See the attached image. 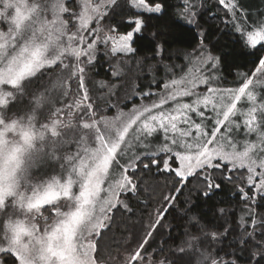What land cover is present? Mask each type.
<instances>
[{"label":"snow or ice","instance_id":"1","mask_svg":"<svg viewBox=\"0 0 264 264\" xmlns=\"http://www.w3.org/2000/svg\"><path fill=\"white\" fill-rule=\"evenodd\" d=\"M123 3L129 19L121 32L104 23L124 14L121 0H0V264H101L100 241L113 210H130L120 197L137 190V161L151 157L144 168L160 170L159 153L168 157L163 170L174 172L173 187L181 185L175 190L195 178L205 200L220 180L232 183L240 172V230L204 221L192 212L195 205L184 209L189 227L178 251L189 255L185 264H264V103L257 106L247 91L253 77L264 89V12L253 18L242 0H217L237 54L253 65L240 74L239 87L219 86V68L231 54L201 30L180 72L157 83L158 92L140 91L146 102H134L125 114L108 100L101 107L86 86L100 45L114 58L133 53L151 26L162 48L174 25L201 29V13L195 0H183L175 20L167 0ZM245 96L252 105L238 109ZM114 108L117 114L108 115ZM177 199L164 197L165 204ZM167 211H156L122 264H169L167 256L145 255Z\"/></svg>","mask_w":264,"mask_h":264},{"label":"trees","instance_id":"2","mask_svg":"<svg viewBox=\"0 0 264 264\" xmlns=\"http://www.w3.org/2000/svg\"><path fill=\"white\" fill-rule=\"evenodd\" d=\"M121 3L124 14L116 15L113 19L106 21L114 28L119 26L122 32L129 16L127 15V5L123 3V0ZM252 3L253 1L250 0L248 8L244 5L249 10ZM182 4L183 0H167L169 14L173 20L176 19V14L181 11L178 6ZM197 10L201 13L198 17L201 29L192 28L189 32L187 26L174 25L167 30L166 42L162 48L159 40L154 41L152 37V33L157 28L148 27L133 45L135 51L125 55L128 58L126 64H118L120 73L116 77L111 75L113 68L111 63L114 57L106 56L98 51L95 60L91 66H88L86 72V84L90 91L96 95L98 92L93 90V83L102 80H121L127 86L130 82L129 86L132 93L128 96L131 99L126 104L137 102L138 98L135 97L134 93L149 86L157 87V83L161 82L165 76V66L181 67L186 63L187 54L196 46L197 34L201 30L208 31L215 48H223L224 51L231 54L226 62L220 66L223 76L222 83L230 84V78L237 73H250L253 69V65L249 62L250 58L237 54L239 45L235 43L236 35L231 32V25L225 26L228 18L225 17V13L218 5L217 0H201ZM117 11L119 12L120 9ZM151 23L156 24V21ZM161 30L163 31V29ZM217 38L220 40L219 44L216 43ZM99 97L100 99L96 100H99L98 102L103 106L101 102L104 100L103 95L101 94ZM158 155L160 170L155 165H151L148 169L144 168V164H150L151 157L145 158L144 155H141L140 161L142 162L137 161L139 167L134 176V183L138 185L137 190L125 192L120 197L122 200H126L130 210H125L123 207L119 210H113L114 220L111 227L105 230L103 239L100 241L99 259L102 264H113L110 261L111 258L135 249L149 230L150 220L155 219L156 211L162 207L168 209L166 219L163 221L164 227L155 232L147 252L156 253L157 260L167 256L169 264L173 260L175 264H185L190 258L189 255H184L178 251V248L185 238V229L189 227L187 217L182 219L183 210L192 207V205H195L192 207V212L200 214L204 221L224 227L231 226L236 231L240 230L237 228V223L244 204L238 195L240 180L235 179L240 175V172L232 173L234 177L232 183L220 180L222 187L210 199L205 200L195 191L197 187L195 178L190 180L182 192H177L175 188H180L181 185L177 184L175 188L173 187L174 172L163 170V161L167 156L163 153ZM217 176L219 177V173ZM169 195L178 197V199L165 204L164 197ZM221 208L224 209L223 215L218 211ZM259 211L264 212V208L259 209ZM220 230L222 231L223 227ZM232 239L234 236L230 235L225 241V245ZM160 247H163V252H157ZM227 250L231 251V249Z\"/></svg>","mask_w":264,"mask_h":264},{"label":"rangeland","instance_id":"3","mask_svg":"<svg viewBox=\"0 0 264 264\" xmlns=\"http://www.w3.org/2000/svg\"><path fill=\"white\" fill-rule=\"evenodd\" d=\"M249 1L250 0H242L243 4H245L247 8L249 6ZM252 1H253V3L251 4L249 12H250V14H251V16L253 18H256V17L259 16L260 12H264V0H255V2H254V0H252ZM200 2H201V0H195V3L197 4V7L200 5ZM262 18H264V17H262ZM104 23L108 27H112L107 21H104ZM249 23H251V21H249ZM98 51H101L106 56L113 57V56H111L109 53H107L105 51L103 45H100ZM97 52L95 53V57H96ZM191 52H192V50L189 53H191ZM126 61H128V58H126L124 54H119L117 57H115L112 60V63H111V65L113 67L112 70H111V75L113 76V74H112L113 71H117L118 73H120V70L118 68V64H121V63L126 64ZM186 63H187V57H186ZM167 67L171 68L172 71L171 72H166V69H165V76L163 77V80L168 79L172 75L173 72L179 73L180 72V68H181L180 66H170V65H168ZM218 75L223 77L220 68H219ZM113 77H116V76H113ZM176 78L178 79L179 77L177 76ZM239 79H240V74L237 73V74H235L234 77L230 78V84L222 83V80H221L219 86L222 87V88H237V87L240 86ZM252 79H253L254 83L249 85V89L247 91H252L253 92V94L256 96L255 103H256L257 106H259L262 103H264V99H262V97H264V89H262V88H260V87H258L256 85V83H255V79L256 78L255 77H253ZM101 82H103V86H101ZM101 82L93 83V90L95 92H98L96 95H94V92L90 91V89L88 88V85L86 84L87 88L89 89L90 95L93 97L94 100H96L98 98L100 99L99 95L102 94L103 95V99H104L103 101L108 100L110 103H113V104L118 103L119 106H120V109H122V111L125 114L128 113L129 110L133 109L134 102L126 104V102L129 99H131V97L128 96L129 94L132 93V91L130 89V86H129L130 82H128V86L124 85L121 82V80H115V81L102 80ZM75 87H76V85L74 84L73 88H75ZM161 87H162V85H161ZM148 90H149V87L145 88L142 91H148ZM151 91L158 92V91H160V89H158L156 86H151ZM134 95H135V97L138 98V101L135 102V104L139 105V104H142V103L146 102L144 100V98H142L139 95V92L134 93ZM126 96H128V98H125ZM185 100H187V98H185ZM96 101H99V100H96ZM103 101H101L102 105H103ZM125 104H126V106H125ZM251 105H252V102L248 100L247 96L242 97L241 101L237 102V107H238V109H241V110H246ZM101 107H103V106H101ZM116 114H117V110L115 108L111 112L108 113V115H110V116H114ZM257 115L259 116V113H257ZM237 119H241V117L238 116ZM239 138H242V137H238V139ZM255 138H256L255 134H253V135L248 137V139L250 141L251 140H255ZM162 140H163V134L161 133V134H159L158 138H156L153 142L154 143H159ZM153 150H155V149H153ZM133 250H131V251H133ZM131 251L123 252L122 254H120V256H115V257L111 258L110 259L111 263H113V264H122V261L126 257V254L128 252H131ZM148 253H151V252H146L145 255H147Z\"/></svg>","mask_w":264,"mask_h":264}]
</instances>
